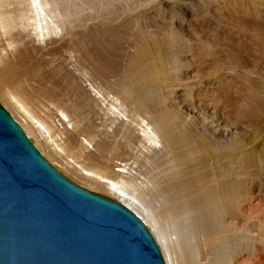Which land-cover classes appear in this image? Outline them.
<instances>
[{
    "label": "bare ground",
    "instance_id": "obj_1",
    "mask_svg": "<svg viewBox=\"0 0 264 264\" xmlns=\"http://www.w3.org/2000/svg\"><path fill=\"white\" fill-rule=\"evenodd\" d=\"M159 1L0 0V99L51 163L92 162L84 186L134 210L167 264H264L251 149L231 133L223 153L231 121L200 102L211 88L181 50L190 8Z\"/></svg>",
    "mask_w": 264,
    "mask_h": 264
},
{
    "label": "water",
    "instance_id": "obj_2",
    "mask_svg": "<svg viewBox=\"0 0 264 264\" xmlns=\"http://www.w3.org/2000/svg\"><path fill=\"white\" fill-rule=\"evenodd\" d=\"M0 264H167L143 219L55 167L0 102Z\"/></svg>",
    "mask_w": 264,
    "mask_h": 264
},
{
    "label": "rangeland",
    "instance_id": "obj_3",
    "mask_svg": "<svg viewBox=\"0 0 264 264\" xmlns=\"http://www.w3.org/2000/svg\"><path fill=\"white\" fill-rule=\"evenodd\" d=\"M203 1L205 0H185L184 4H187L188 7L183 4L184 9L190 8L186 18L191 21L190 26H184L183 32L186 43L181 50L186 51V55H184L185 65L190 66L188 71L196 80L204 81V85H207L205 88H211L206 92L207 98L206 95L201 97L200 102L207 103L206 106L211 105L209 109L216 110V115L218 114L220 121H231V127L224 129V137L221 139L223 153H227L225 146L229 144L231 137L228 136L231 133L233 138L238 139L237 142L245 143L248 146L247 149H251L248 159L251 161V165L244 172L247 173V176L249 174L246 179H250L253 184L256 194L255 204L261 202L260 206L264 207V0H251L245 4L231 1L226 3L225 0H220L219 5L215 1L212 3L213 0ZM160 2H165V0L157 3ZM209 3L211 5L206 6ZM165 9L167 10V8ZM175 11V9L174 11L168 9L166 17H172ZM158 20L161 21V17ZM166 53L171 57L170 47ZM191 81L194 79L192 78ZM0 102L3 104L2 100ZM177 102L182 104L180 106L182 113H187L192 108L189 104H183L182 99H177ZM3 106L5 105L3 104ZM5 108L13 115L9 108L6 106ZM191 111L194 114V110L190 109ZM221 126L223 127V125ZM246 136H250V138ZM251 142L253 144H250ZM59 154L64 157L60 155L62 159L59 160V164L56 163L57 166L52 164L59 170L58 166L67 162L73 165L78 176L61 172L65 175L68 174L67 176L75 182L86 185L83 178L87 174H79L80 166L78 163L80 165L83 163V166L85 163V167H88L93 165L92 162L86 157L84 159L73 156L71 150H67L65 153L59 152ZM72 157H75L76 161ZM49 162L51 161L49 160ZM73 167L69 166L68 168ZM262 169L263 171H260ZM91 170H97V168L92 166ZM97 192L105 194L101 191Z\"/></svg>",
    "mask_w": 264,
    "mask_h": 264
}]
</instances>
